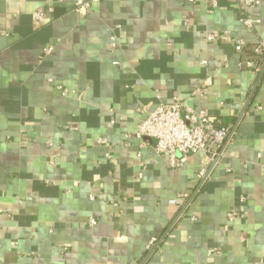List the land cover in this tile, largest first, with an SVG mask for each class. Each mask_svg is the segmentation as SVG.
<instances>
[{
    "label": "crops",
    "instance_id": "1",
    "mask_svg": "<svg viewBox=\"0 0 264 264\" xmlns=\"http://www.w3.org/2000/svg\"><path fill=\"white\" fill-rule=\"evenodd\" d=\"M90 1L0 0V264H264V0ZM174 97L232 126L215 164L136 135Z\"/></svg>",
    "mask_w": 264,
    "mask_h": 264
},
{
    "label": "built area",
    "instance_id": "2",
    "mask_svg": "<svg viewBox=\"0 0 264 264\" xmlns=\"http://www.w3.org/2000/svg\"><path fill=\"white\" fill-rule=\"evenodd\" d=\"M60 1V0H54ZM211 9L216 8V0H208ZM259 4V0H241L240 9L245 11ZM74 7L78 12H86L91 7L90 0H74ZM34 19L38 23L44 21V13L37 11L34 13ZM240 22L248 27L253 28L261 20L259 18L243 15ZM217 33H207L206 40L213 41L217 38ZM112 45L115 46L114 37H111ZM234 49L241 53L246 46L243 39L233 40ZM52 47L43 48L44 54L50 53ZM253 58L241 60L240 66L244 69L259 73L264 67V37L259 39L253 46ZM205 63V61H203ZM212 84L211 80L205 81L197 90L200 93ZM158 98V97H157ZM233 129L230 124L211 119L202 109H196L184 105L177 97L170 102L165 103L160 100L156 103L152 111L143 119L137 128L138 137H146L153 140V146L159 155L167 158L168 164L175 168L181 167L187 163L191 155L201 154L208 158L210 164H215L224 154L225 149L232 137ZM97 142L106 145L104 137H99ZM106 156H109L106 154ZM207 169L202 167L197 177L202 179L206 176ZM93 197L91 196V199ZM187 199L186 194L178 195L174 200L175 203L182 205ZM234 210L228 214L229 221L234 217ZM96 224L94 218L88 221L89 226ZM158 237H151L145 246L147 253L151 252L158 243Z\"/></svg>",
    "mask_w": 264,
    "mask_h": 264
},
{
    "label": "trees",
    "instance_id": "3",
    "mask_svg": "<svg viewBox=\"0 0 264 264\" xmlns=\"http://www.w3.org/2000/svg\"><path fill=\"white\" fill-rule=\"evenodd\" d=\"M254 56H255V55H254V53H253V47L247 49V57L250 59V58H253Z\"/></svg>",
    "mask_w": 264,
    "mask_h": 264
},
{
    "label": "water",
    "instance_id": "4",
    "mask_svg": "<svg viewBox=\"0 0 264 264\" xmlns=\"http://www.w3.org/2000/svg\"><path fill=\"white\" fill-rule=\"evenodd\" d=\"M161 240V239H160Z\"/></svg>",
    "mask_w": 264,
    "mask_h": 264
}]
</instances>
